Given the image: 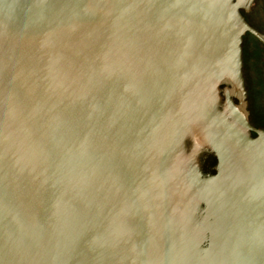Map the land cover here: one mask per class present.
I'll return each mask as SVG.
<instances>
[{
  "label": "water",
  "instance_id": "obj_1",
  "mask_svg": "<svg viewBox=\"0 0 264 264\" xmlns=\"http://www.w3.org/2000/svg\"><path fill=\"white\" fill-rule=\"evenodd\" d=\"M246 1L0 0V264H264Z\"/></svg>",
  "mask_w": 264,
  "mask_h": 264
},
{
  "label": "flooded vegetation",
  "instance_id": "obj_2",
  "mask_svg": "<svg viewBox=\"0 0 264 264\" xmlns=\"http://www.w3.org/2000/svg\"><path fill=\"white\" fill-rule=\"evenodd\" d=\"M240 12L258 32L244 34L243 59L249 119L254 127L264 128V0H247Z\"/></svg>",
  "mask_w": 264,
  "mask_h": 264
},
{
  "label": "rangeland",
  "instance_id": "obj_3",
  "mask_svg": "<svg viewBox=\"0 0 264 264\" xmlns=\"http://www.w3.org/2000/svg\"><path fill=\"white\" fill-rule=\"evenodd\" d=\"M236 90H237V96H238V101H239V107L245 112H247L248 107H247V104L243 101L242 91L240 89H236Z\"/></svg>",
  "mask_w": 264,
  "mask_h": 264
}]
</instances>
